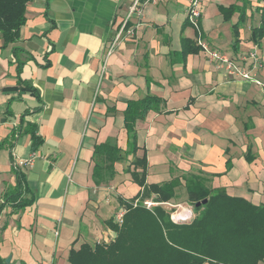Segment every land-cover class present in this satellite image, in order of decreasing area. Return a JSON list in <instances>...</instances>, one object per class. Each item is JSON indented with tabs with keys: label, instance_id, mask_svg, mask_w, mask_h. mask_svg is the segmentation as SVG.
<instances>
[{
	"label": "crops",
	"instance_id": "1",
	"mask_svg": "<svg viewBox=\"0 0 264 264\" xmlns=\"http://www.w3.org/2000/svg\"><path fill=\"white\" fill-rule=\"evenodd\" d=\"M189 3L32 0L16 42L4 45L0 35L2 264H70L72 249L114 239L109 221L122 200L144 192L131 172L145 153L148 185L178 179V198L187 197L195 175L207 188L264 205V88L218 68L203 49L184 54L185 39L197 43ZM231 6L239 9L228 22L221 7ZM203 7L209 48L249 69L245 58L257 51L255 73L264 80V36L253 38L264 1ZM147 95L161 98V110L137 120L134 151L126 109ZM32 154V165L16 167ZM18 172L26 184L9 199L19 193ZM144 200L192 209L156 193Z\"/></svg>",
	"mask_w": 264,
	"mask_h": 264
},
{
	"label": "trees",
	"instance_id": "2",
	"mask_svg": "<svg viewBox=\"0 0 264 264\" xmlns=\"http://www.w3.org/2000/svg\"><path fill=\"white\" fill-rule=\"evenodd\" d=\"M32 0H0V35L4 45L19 38L21 27L27 22V6ZM264 1V0H261ZM238 6L221 7L231 18ZM244 15V12H243ZM239 36V23L235 25ZM264 36V21L253 30V38ZM184 54L200 51L201 46L185 39ZM161 98L147 95L131 100L126 109V128L134 151L138 149L136 122L144 119L151 109L161 110ZM34 145L41 138L32 132ZM147 155L137 158L131 172L144 192L131 202L122 203L126 212L123 222L115 217L109 221L116 236L110 242L96 245L84 243L72 249L70 264H259L264 261V205H256L245 198L231 196L223 189L207 188L201 179L189 175L186 180L189 204L193 206L192 219L175 222L166 206L152 210L143 204L152 193L159 201H171L177 196L178 179L163 184H147ZM26 184L25 176L18 172V198ZM208 202L197 206L198 202ZM137 206H134L136 201ZM21 206L29 204L20 201ZM0 264L2 260L0 258Z\"/></svg>",
	"mask_w": 264,
	"mask_h": 264
},
{
	"label": "built area",
	"instance_id": "3",
	"mask_svg": "<svg viewBox=\"0 0 264 264\" xmlns=\"http://www.w3.org/2000/svg\"><path fill=\"white\" fill-rule=\"evenodd\" d=\"M137 3L138 2H136V4ZM203 4H204V0H190V3L188 5V10H187L188 21L196 27L199 26L200 18L202 16L201 8ZM198 43L201 46V48L209 54L210 59L216 63L218 68L224 69L228 74L239 76L244 80L253 81L257 85L264 88V80L260 79L255 73V69L261 65V58L257 51L250 52L249 55L245 58L253 61V66L251 69H249L247 67L240 66L239 64H237L232 58H230L224 52L209 48L207 43L200 41H198ZM34 156L35 154H32L31 158L27 160H23V159L19 160L18 162H16V167L25 164L32 165ZM138 203L139 201L137 200L134 203V206H137ZM143 204L146 206V208L151 210L159 205V203L154 202L153 200H144ZM165 205H168L170 209H175L176 212L172 214V217L174 219L176 217L175 219L176 222L188 221L192 219L194 215L193 209H190L189 214H181L182 212H179L180 210L179 208L181 207L180 205H173L171 203H166ZM125 212H126V208H123L116 214V219L119 223L123 222V217Z\"/></svg>",
	"mask_w": 264,
	"mask_h": 264
},
{
	"label": "rangeland",
	"instance_id": "4",
	"mask_svg": "<svg viewBox=\"0 0 264 264\" xmlns=\"http://www.w3.org/2000/svg\"><path fill=\"white\" fill-rule=\"evenodd\" d=\"M205 10H206V8L202 6V8H201L202 17L200 19V22H199V26L198 27L194 26L192 23L189 22L190 25H191V27L196 31V40H197V43H198V41L207 43L204 40V38L207 39V36L211 35L210 25H209V23L207 21H205ZM227 21L228 22H231L232 21V18L229 19V20H227ZM202 22H203V26H202ZM232 24H234V23H232ZM203 27H204V30H203ZM193 33H194V31H193ZM182 192H185V190H183ZM183 195L184 196H181L180 198H178L179 196L177 194V196L174 197L173 200H171V202L174 203V204H178V203H180L182 201L181 203L183 204V206H185V207L188 206V204H189L188 196L185 197V194H183ZM186 202L188 204H185ZM189 205H191V204H189ZM164 206L168 207V210L171 212V217H172V214L176 212L175 209H170V207L168 205H164ZM188 207L193 209V206L192 205L191 206H188ZM179 212H181V210H179ZM172 219L176 222V220H175L176 217H175V219L172 217Z\"/></svg>",
	"mask_w": 264,
	"mask_h": 264
},
{
	"label": "water",
	"instance_id": "5",
	"mask_svg": "<svg viewBox=\"0 0 264 264\" xmlns=\"http://www.w3.org/2000/svg\"><path fill=\"white\" fill-rule=\"evenodd\" d=\"M208 202V199H205L204 201L198 202L196 205L200 206L201 204H205Z\"/></svg>",
	"mask_w": 264,
	"mask_h": 264
}]
</instances>
